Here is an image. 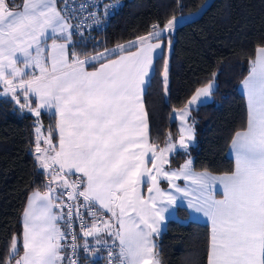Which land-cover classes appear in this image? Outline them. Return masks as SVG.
Returning a JSON list of instances; mask_svg holds the SVG:
<instances>
[{"label":"snow or ice","instance_id":"1","mask_svg":"<svg viewBox=\"0 0 264 264\" xmlns=\"http://www.w3.org/2000/svg\"><path fill=\"white\" fill-rule=\"evenodd\" d=\"M177 7L182 5L178 3ZM199 12L200 8L189 15ZM179 19L173 16L163 28L154 24L147 34L85 59L73 53L69 60L67 42L72 26L58 10L56 0H21L20 4L0 0V83L4 94L11 93L20 104L17 89L22 91L26 103L20 104L21 109L27 108L37 118L41 110L54 109L59 135L57 150L50 128L48 137L43 138L48 147L42 149V130L40 126L35 128L36 161L46 175L51 173V179L45 194L29 196L22 234L13 233L0 264H64L65 260L78 264L73 258L80 247L75 243L76 236L59 227L58 222L64 220L66 228L71 229L73 215L83 219L81 209L93 217L91 226L82 225L85 238L106 231L118 241L119 253L109 251L108 264H116L113 258L117 255L119 264H160L152 237L161 232L164 212L176 201L171 192L159 187L161 179L188 198L189 208L208 218L211 234L207 264H264V46L257 47L249 74L242 81L248 116L246 128L236 131L230 142L235 170L219 176L194 172L188 159L169 171L168 156L177 144L171 134L164 147L149 142L142 94L158 50L163 54V38L171 34ZM47 38H52L50 45H46ZM58 38L65 43H58ZM171 43L169 39V49ZM101 60L106 62L87 71L86 65ZM21 62L23 67L18 66ZM30 68L33 74L25 79ZM169 68L170 60L164 57L161 78L166 94ZM213 88V80L197 87L184 107L175 111L181 121L178 147L185 152L194 133L189 124L190 109L210 98ZM31 97L35 98L34 109ZM56 166L58 171L54 170ZM70 175H76L77 180L69 181L66 177ZM181 178L186 182L184 188L175 183ZM142 183L149 185L147 197L140 190ZM217 183L223 187V199L219 200L210 194L211 186ZM72 201H77L75 213ZM97 211L111 216L97 223ZM69 235L71 244L66 243ZM21 240L23 254L19 255ZM101 243L96 240V244ZM82 247L85 253L90 252L87 240ZM67 248L72 251L67 252Z\"/></svg>","mask_w":264,"mask_h":264},{"label":"trees","instance_id":"2","mask_svg":"<svg viewBox=\"0 0 264 264\" xmlns=\"http://www.w3.org/2000/svg\"><path fill=\"white\" fill-rule=\"evenodd\" d=\"M203 1L122 0L100 28L89 34L69 30L68 56L96 53L149 32L154 24L162 27L171 16L195 10ZM20 3L17 0L16 4ZM178 3L182 7H177ZM166 35L163 54L154 58V70L142 94L148 140L162 147L171 134L174 141L180 132L173 111L183 107L198 86L213 78L211 97L190 109L194 133L187 152L175 149L168 156L167 166H177L189 154L195 169L231 171L234 164L227 148L233 134L246 123L245 100L238 84L256 48L264 46V0H209L197 15L176 24L169 35L170 49ZM164 57L170 60L167 94L161 78ZM17 96L20 104L26 103L19 90ZM30 103L35 106L32 97ZM20 104L12 94H0V261L13 233L21 234V211L27 194L47 188L49 181L32 152L38 119L47 132L53 129L52 139L56 137L53 112L41 110L37 118ZM175 212L183 219L167 218L161 232L153 236L156 258L160 264H207L208 224L187 218L180 205ZM21 250L22 246L19 255Z\"/></svg>","mask_w":264,"mask_h":264},{"label":"built area","instance_id":"3","mask_svg":"<svg viewBox=\"0 0 264 264\" xmlns=\"http://www.w3.org/2000/svg\"><path fill=\"white\" fill-rule=\"evenodd\" d=\"M122 0H57L58 10L61 11V14L67 18L68 23L72 26L69 30L76 33H85L89 34L91 30L98 29L105 23L108 16L121 6ZM107 5H115V7L107 8ZM69 181H76V175H70L66 177ZM59 195V193L57 194ZM64 200H67V197H63ZM82 201V198H81ZM57 203L59 201H56ZM73 212L75 213V205L77 201H72ZM98 207V206H97ZM59 213L60 209H55ZM64 213H67V209H63ZM81 214L83 219H77L75 215L72 218V227L67 229L64 220L58 222V226L66 231H70L75 234L76 241L75 243L80 247L76 250L75 259L78 260V264H89L95 262V264H108L109 257L108 252L113 251L114 253H119L118 241H115L112 236H109L107 232H102L99 236L85 238L81 231L82 225L91 226L93 223V217L88 216L84 209H81ZM111 216L110 213L105 214L103 211H97L96 213V222L101 223L102 220L109 219ZM102 226V224H101ZM99 239L102 241L101 244H96V240ZM87 240V243L90 246V252L85 253L83 251V245ZM106 241V243H103ZM67 244L72 243L71 235L68 236ZM115 243V247L113 244ZM92 249H95L94 251ZM67 252H71V248L66 249ZM89 259V260H85ZM116 261V264H119L118 255L113 258ZM64 264H67L65 260Z\"/></svg>","mask_w":264,"mask_h":264},{"label":"crops","instance_id":"4","mask_svg":"<svg viewBox=\"0 0 264 264\" xmlns=\"http://www.w3.org/2000/svg\"><path fill=\"white\" fill-rule=\"evenodd\" d=\"M161 28H163V26H162ZM145 34H147V32L144 33V34H141V35H145ZM134 38H135V37H133V38H131V39H129V40H133ZM129 40H126V41L121 42V43H118V44H126V42L129 41ZM154 42H155V41H154ZM118 44H115V45H113V46H111V47H108V48H106V49H113V48H115V46L118 45ZM135 50H136L135 48H131V49H130V51H135ZM102 51H103V50H102ZM99 52H100V51H99ZM158 54H159V50H158ZM158 54H157V55H158ZM116 58H117L116 56H109V57H108V59H116ZM104 62H106V61H105V60H101V61L97 62V64H96L95 66H91V67H87V66H85V67H86L87 71H93V70H95V68H98V67H99V64H100V63H104ZM30 69H31V68H30ZM2 89H3V87H2ZM240 91L243 93L244 100H245V107H246V123H245V126H244L243 128H241V129H239V130H237V131L244 130V129L246 128V126H247V116H248L247 99H246V96H245V94H244V90H243V91L240 90ZM142 102H143V101H142ZM144 112H145V109H144ZM53 113H54V112H53ZM145 114H146V113H145ZM55 123H56V117H55V114H54V130H55ZM39 126L41 127V130H42L43 132L49 134V132H47V131L45 130V128L42 126L41 123H39ZM179 132H180V131H179ZM55 135H56V137H55L54 140L52 139V141H55L56 143H58V142H59V139H58V137H57V133H56V131H55ZM147 135H148V129H147ZM233 135H234V134H233ZM230 142H231V141H230ZM163 146H164V145H163ZM163 146H162V147H163ZM229 147H230V143H229V145H228V148H229ZM228 148H227V151H228ZM176 149H177V148H176ZM228 154H229V153H228ZM149 155H150V154H149ZM229 155L232 157V159H233V163H234V158H233V156H232L231 154H229ZM183 159H184V158H183ZM183 159L181 160V162H180L177 166H166V170L171 171V170H176V169H178L182 164H184V162H185L186 160L191 159V157H190V158L187 157V158H185L184 160H183ZM148 167H151L150 160L148 161ZM192 169H193L194 172L208 171V172L211 173L212 175H217V176H219V175L230 174L231 172H233V171L235 170V163H234V168H233V170H231V171H227V172H213V171H209V170H205V169H195V168H193V167H192ZM54 170H55V171H58V166H56V169H54ZM48 179H49V180L51 179V173H48ZM175 183H176L180 188H184V187L186 186V182L183 180V178H181V179H177V180L175 181ZM148 187H149V185H148L147 183H142L141 186H140V190L142 191V193L144 194L145 197H147V195H148ZM159 187H160L162 190H164V191L171 192L172 195L176 197V201H175V203L172 204V205H169V206L167 207L166 211L164 212L165 220H164V221L162 222V224H161V230L163 229L164 224H165V221H166L167 218H170V217H177V218L183 219L182 217L177 216V215H176V212H175V207H176L177 205H180V206H182V207L185 208V210H186V212H187V218H189V219H193V220H197V221H203V222H206V223L208 224V227H209V245H210L211 224H210L208 218L205 217L203 213H198V212H196L194 209L189 208V207H188V198H186V197L183 195V193L176 192L174 188H169V183H168V181H167L166 179H161V180L159 181ZM47 190H48L47 188H45V189H43V190H42V189H41V190H39V189H35V190H31V191H29V193L27 194V197H26V199H25V203H24L23 209H22V211H21V234H22V231H23V227H22V217H23V212H24L25 207L27 206V201H28L29 196H31L32 194L37 193V192L40 193L41 195H43V194H45V193L47 192ZM210 194H211L215 199H217V200H219V199H223V187H222V185H220L219 183H217V184H215L214 186H211ZM54 211H55V210H54ZM55 212H56V211H55ZM154 235H155V234H154ZM154 235H153V236H154ZM152 239H153V237H152ZM209 245H208V249H209ZM21 246H22V240H21ZM22 254H23V247H22V250H21L20 255H22ZM207 259H208V251H207ZM13 264H14V262H13Z\"/></svg>","mask_w":264,"mask_h":264},{"label":"rangeland","instance_id":"5","mask_svg":"<svg viewBox=\"0 0 264 264\" xmlns=\"http://www.w3.org/2000/svg\"><path fill=\"white\" fill-rule=\"evenodd\" d=\"M208 1L209 0H207V2H206V0H204L200 5H199V7H197L195 10H192V11H190V12H187V13H185V14H176V15H173V16H178V17H180V19L177 21V23H179V22H181V21H183V20H185V19H189V18H192V17H194L195 15H189V13H196L197 12V9L198 8H200V11L202 10V8L200 7L201 5H206L207 3H208ZM15 3H17V0H15ZM57 6V5H56ZM58 8V7H57ZM198 14V13H197ZM196 14V15H197ZM173 16H171L170 18H172ZM169 18V19H170ZM176 23V24H177ZM52 36V34H51V32H49V37H51ZM167 37H168V39H167V41H166V44H167V49H169V44H168V40H169V35L167 34L166 35ZM57 42L58 43H65V40L63 39V38H58V40H57ZM52 43V38H47L46 39V45H50ZM67 44H68V42H67ZM257 49V48H256ZM104 51V50H103ZM103 51H100V52H103ZM96 53H98V52H96ZM96 53H92V54H89V55H85V56H83V57H79L80 59H85V57H88V56H92V55H95ZM256 50H255V54H254V56H253V58L251 59V61L252 60H255V58H256ZM71 58L72 57H69V60H71ZM18 66L19 67H23V63L21 62V63H19L18 64ZM249 69H250V62H249V67H248V69H247V71H246V73L244 74V76L241 78V80H240V82H239V84H238V88L240 89V90H244L243 89V85H242V81L248 76V74H249ZM33 69H28L27 70V74L25 75V79H28V78H30V76L33 74ZM35 74L36 75H39V72H38V70H35ZM209 80H213L214 81V79L213 78H211V79H209ZM208 80V81H209ZM207 81V82H208ZM207 82H205V83H207ZM204 83V84H205ZM2 84V83H1ZM204 84H202V85H200V86H198V87H201V86H203ZM2 87H3V89L1 88V90H0V94H4V85L2 84ZM19 89H17V91H18ZM20 91V90H19ZM20 92H22V91H20ZM194 92H195V90L190 94V96L187 98V100H186V102H185V104L187 103V101L190 99V97L194 94ZM8 94H11V93H8ZM23 94V93H22ZM32 99H34V102H35V98L34 97H32ZM207 99H209V98H207ZM206 99V100H207ZM184 104V105H185ZM36 107V103H35V106H33L32 108L34 109ZM184 107V106H183ZM183 107H181V108H183ZM181 108H179V109H181ZM179 109H177V110H179ZM43 110H47V111H49V112H54V109H51V110H48V109H43ZM175 111L176 110H174L173 111V115L176 117V115H175ZM177 118V117H176ZM189 124L192 126V121H191V119H189ZM177 125H178V130L180 131V126H181V121L179 120V118H177ZM37 126H39V124H37L36 125V127ZM35 127V128H36ZM57 133V137H58V139H59V135H58V132H56ZM180 134V133H179ZM48 133H45V132H43L42 131V139L40 140V147L42 148V149H44V148H47L48 146L47 145H45L44 143H43V138H46V137H48ZM37 136V133H36V131H35V137ZM173 143H175V144H177V148H179L178 147V141H176V140H174V141H172ZM192 142V141H191ZM191 142H189V143H191ZM36 144H37V140H36V138H35V144H34V146H33V150H32V152H33V155H34V158H35V160H36V152H35V148H36ZM52 144L53 145H55L56 146V148H57V150H58V146H59V142L58 143H56L55 141H52ZM164 146H165V144H164ZM163 146V147H164ZM227 153H229V154H231V147H229L228 148V151H227ZM232 155V154H231ZM233 156V155H232ZM190 158V155L189 154H186L185 155V157H184V159L185 158ZM233 158H234V156H233ZM183 159V160H184ZM234 163H235V159H234ZM233 163V164H234Z\"/></svg>","mask_w":264,"mask_h":264},{"label":"water","instance_id":"6","mask_svg":"<svg viewBox=\"0 0 264 264\" xmlns=\"http://www.w3.org/2000/svg\"><path fill=\"white\" fill-rule=\"evenodd\" d=\"M179 138H180V134H178L175 138L176 141H179Z\"/></svg>","mask_w":264,"mask_h":264}]
</instances>
